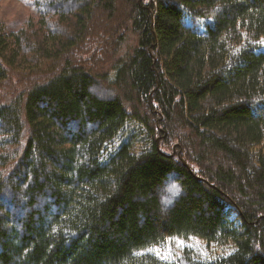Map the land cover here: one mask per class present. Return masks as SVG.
Returning <instances> with one entry per match:
<instances>
[{"label": "trees", "instance_id": "trees-1", "mask_svg": "<svg viewBox=\"0 0 264 264\" xmlns=\"http://www.w3.org/2000/svg\"><path fill=\"white\" fill-rule=\"evenodd\" d=\"M37 10L0 29V264H264V0Z\"/></svg>", "mask_w": 264, "mask_h": 264}, {"label": "rangeland", "instance_id": "rangeland-1", "mask_svg": "<svg viewBox=\"0 0 264 264\" xmlns=\"http://www.w3.org/2000/svg\"><path fill=\"white\" fill-rule=\"evenodd\" d=\"M43 1L44 0H0V29L7 34L12 32L16 33L21 29H27L31 25L37 23L38 20L42 19L41 16H43L44 21L51 18L56 19L51 13H48V15L43 14V12L39 13L37 7L38 4ZM39 23H37V30L35 29V31L39 30ZM129 36L130 33L126 31V38ZM260 50H264V39L260 46ZM95 56H98L100 60H103L104 56L106 58V55L100 56L95 54ZM12 84L17 85V80L15 78L12 80ZM3 92L5 93L4 88L0 90L1 96H3ZM94 92L99 96L105 95L104 91L99 88H96ZM169 152L172 153V155L176 154V150L173 148H170ZM166 189L167 188L165 187L163 190L165 191V196L167 198L169 197V193L172 194L173 192H169V190ZM229 249L230 248L228 247L223 248L215 245L209 246L198 239H173L170 240L163 249H156L152 252L169 264H181L185 255L192 254V256L198 257L199 259H211L219 254L221 255L224 251L228 252Z\"/></svg>", "mask_w": 264, "mask_h": 264}]
</instances>
